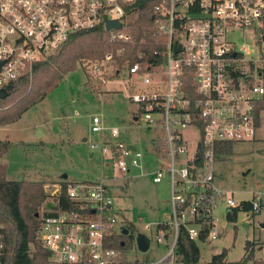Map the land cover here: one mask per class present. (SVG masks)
I'll list each match as a JSON object with an SVG mask.
<instances>
[{
    "label": "built area",
    "instance_id": "obj_1",
    "mask_svg": "<svg viewBox=\"0 0 264 264\" xmlns=\"http://www.w3.org/2000/svg\"><path fill=\"white\" fill-rule=\"evenodd\" d=\"M146 1L153 2L150 29L158 46L150 60L141 54L119 68L108 52L95 63H82L87 76L123 87L133 106L130 128L143 125L159 132L151 146L160 166L150 176L154 184L167 180L170 209L165 220L153 224L156 243L169 248L153 263L159 264L175 260L180 228L192 242L214 241L216 208L231 210L246 202L236 203L235 192L216 186L215 165L220 147L252 141L258 129L255 109L264 100V0H0V91L31 74L36 63L78 32L102 27L111 42L131 44L127 24ZM108 22L120 28L106 30ZM246 33L250 45L236 37L243 40ZM90 131L104 136L92 149L111 166V175L95 182L66 179L46 190L47 201L36 216L37 239L49 252V264H118L122 258L108 246L124 230L111 213L112 190L117 181L131 179V169L146 175L144 155L131 148L120 129H104L98 117ZM251 195L248 202L257 214L264 206V188L257 186Z\"/></svg>",
    "mask_w": 264,
    "mask_h": 264
},
{
    "label": "rangeland",
    "instance_id": "obj_2",
    "mask_svg": "<svg viewBox=\"0 0 264 264\" xmlns=\"http://www.w3.org/2000/svg\"><path fill=\"white\" fill-rule=\"evenodd\" d=\"M244 36L243 40L241 35L236 36L238 42L250 45V34ZM89 61L96 62H82ZM82 62L15 123L0 127V142L11 145L0 158V166H5L7 180L38 182L45 195L63 184V176L70 182H95L109 177L111 166L99 150L92 149L104 136L90 131L91 120L98 117L106 130L120 129L131 148L143 153L146 175L131 169V179L117 181L112 190V216L118 228L127 230L134 238L118 264H153L169 249L156 243L153 225L170 215L167 180L154 184L150 176L160 166L151 146L159 132L143 125L138 130L130 128L133 106L126 100L123 87L87 76ZM215 184L221 190L235 192L236 203L249 201L257 186L264 188V111L252 141L234 142L229 155L217 157ZM46 201L47 198L36 214ZM228 211L224 205L216 208L217 238L196 243L197 264H210L211 258L224 249L227 257L223 264H235L242 258L248 241L254 243V259L264 261V206L254 217L251 212H240L235 223L227 220ZM147 224L152 225L151 231L146 230ZM139 234L149 242L146 252H140L136 246L135 237ZM166 243L169 244L168 240ZM159 264L179 263L175 256L172 262Z\"/></svg>",
    "mask_w": 264,
    "mask_h": 264
},
{
    "label": "trees",
    "instance_id": "obj_3",
    "mask_svg": "<svg viewBox=\"0 0 264 264\" xmlns=\"http://www.w3.org/2000/svg\"><path fill=\"white\" fill-rule=\"evenodd\" d=\"M153 2H142L138 10L130 18L126 31L131 33L133 42L121 45L109 40L108 32L102 27L91 31L78 32L72 36L54 54L46 60L36 63L31 74L17 80L12 86L4 88L5 97L0 99V127L15 123L24 112L39 103L56 88L68 73L75 71L82 61L101 60L112 52L117 66L122 68L126 61L133 63L143 54L150 60L152 53L158 48L156 37L150 29L152 25L151 8ZM143 38L144 42L139 43ZM159 38V37H158ZM161 39V38H160ZM163 40V39H162ZM163 42V41H162ZM123 53H120V48ZM264 111V100L255 109L256 127L260 126V114ZM9 142H0V158L10 149ZM232 145L224 144L218 153L229 155ZM65 186V185H64ZM46 199L42 184L29 181H13L6 179V168L0 166V235L4 244L2 264H49V252L42 248L37 239L39 221L37 212ZM240 212H251L250 202H242L239 207L227 212L226 218L235 223ZM256 214L252 213L254 217ZM168 231V229H165ZM166 239L170 234H166ZM134 238L132 234L114 235L108 246L121 256L130 249ZM254 243L246 242L242 258L235 264H264L254 259ZM175 255L179 264H197L199 250L195 242L189 240L184 229L178 231ZM227 250L214 255L210 264H223Z\"/></svg>",
    "mask_w": 264,
    "mask_h": 264
},
{
    "label": "water",
    "instance_id": "obj_4",
    "mask_svg": "<svg viewBox=\"0 0 264 264\" xmlns=\"http://www.w3.org/2000/svg\"><path fill=\"white\" fill-rule=\"evenodd\" d=\"M118 29L120 28V25L116 22H108L107 25H106V30H110V29ZM5 97V94L0 91V99L4 98ZM67 177L66 176H63L62 177V180H66ZM123 234H128V231L127 230H123ZM135 243H136V246L138 248V250L140 252H146L149 248V242L148 240L146 239V237H144L143 235H137L135 237Z\"/></svg>",
    "mask_w": 264,
    "mask_h": 264
}]
</instances>
